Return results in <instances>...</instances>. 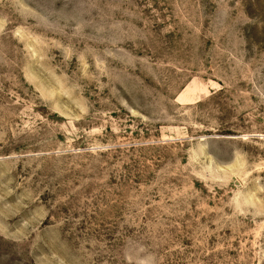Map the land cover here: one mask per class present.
<instances>
[{"label": "rangeland", "instance_id": "374dc122", "mask_svg": "<svg viewBox=\"0 0 264 264\" xmlns=\"http://www.w3.org/2000/svg\"><path fill=\"white\" fill-rule=\"evenodd\" d=\"M0 264H264V0H0Z\"/></svg>", "mask_w": 264, "mask_h": 264}]
</instances>
